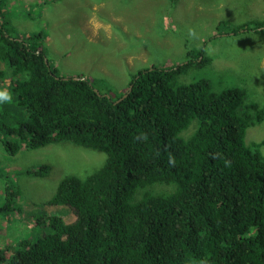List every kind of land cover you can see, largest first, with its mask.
<instances>
[{"label": "trees", "instance_id": "1", "mask_svg": "<svg viewBox=\"0 0 264 264\" xmlns=\"http://www.w3.org/2000/svg\"><path fill=\"white\" fill-rule=\"evenodd\" d=\"M0 18V90L13 97L0 104L8 153L70 141L106 155L86 177L63 178L47 201L74 208L76 219L26 215L32 235L0 247V264H264V139L245 141L264 106L243 110L242 87L180 82L208 60L199 59L204 46L171 66L138 68L125 91L112 93L61 75L44 31L21 38L1 8ZM259 28L264 21L232 32ZM5 190L0 213L10 218L23 211L21 189Z\"/></svg>", "mask_w": 264, "mask_h": 264}, {"label": "rangeland", "instance_id": "2", "mask_svg": "<svg viewBox=\"0 0 264 264\" xmlns=\"http://www.w3.org/2000/svg\"><path fill=\"white\" fill-rule=\"evenodd\" d=\"M1 2L10 34L27 39L44 31V50L61 75H81L96 81L103 91L121 93L138 68L171 66L185 61L189 51L204 46L199 59L208 60L202 65L193 63L179 75L180 82L206 78L216 90L242 87L248 93L243 110L255 113L264 106V30L232 32L247 23L264 21V0ZM3 138L0 130V204L7 184L17 185L23 211L10 218L0 213V247L32 235L28 214L44 211L59 214L66 222L74 221V208L47 201L66 176L84 178L100 168L105 153L62 141L36 149L23 147L11 155ZM262 139L264 120L249 126L245 136L248 145ZM44 164L50 166L44 175L26 172Z\"/></svg>", "mask_w": 264, "mask_h": 264}, {"label": "clouds", "instance_id": "3", "mask_svg": "<svg viewBox=\"0 0 264 264\" xmlns=\"http://www.w3.org/2000/svg\"><path fill=\"white\" fill-rule=\"evenodd\" d=\"M12 99V94L7 89L0 90V104L11 103Z\"/></svg>", "mask_w": 264, "mask_h": 264}, {"label": "water", "instance_id": "4", "mask_svg": "<svg viewBox=\"0 0 264 264\" xmlns=\"http://www.w3.org/2000/svg\"><path fill=\"white\" fill-rule=\"evenodd\" d=\"M125 95H126V94H125ZM125 95H124V96H125Z\"/></svg>", "mask_w": 264, "mask_h": 264}]
</instances>
